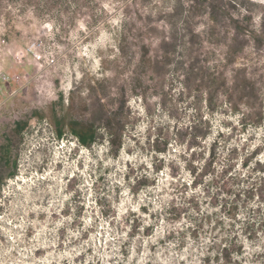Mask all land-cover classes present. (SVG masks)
<instances>
[{
  "label": "rangeland",
  "instance_id": "1",
  "mask_svg": "<svg viewBox=\"0 0 264 264\" xmlns=\"http://www.w3.org/2000/svg\"><path fill=\"white\" fill-rule=\"evenodd\" d=\"M209 1L221 20L211 22L206 5L196 8L188 25L206 43L179 39L172 66L160 43L187 26L180 12L189 0L2 2L14 20L0 21V264H201L190 246L181 250L168 238L181 226L169 205L184 184L190 190L188 144L201 127L225 153L243 157L260 146L264 158V114L255 113L264 112V0ZM232 20L243 27L237 52ZM124 29L132 38L123 51ZM142 42L156 61L149 72L138 66ZM224 54L257 80L254 107L217 103L211 111L198 81L184 75L196 56ZM143 72L146 82L135 88ZM123 101L118 155L106 139L87 148L67 130L57 137L58 118L90 120L103 103L111 109ZM16 122L26 123L23 132L14 131ZM165 138L161 154L153 144ZM5 152L17 163L12 177ZM155 175L156 184H144Z\"/></svg>",
  "mask_w": 264,
  "mask_h": 264
},
{
  "label": "trees",
  "instance_id": "2",
  "mask_svg": "<svg viewBox=\"0 0 264 264\" xmlns=\"http://www.w3.org/2000/svg\"><path fill=\"white\" fill-rule=\"evenodd\" d=\"M10 0H0L2 2ZM14 1V0H11ZM49 1V0H47ZM188 8H182L180 15L187 21V26L177 29L173 36L160 43V48L165 57L164 65H175L172 53L178 44H198L201 48L206 40L204 32L197 30L188 21L199 15L196 8L207 6V14L211 20L220 21L221 10L209 0H189ZM195 9V10H194ZM12 13L0 10V21L7 25L13 23ZM230 26L233 29V37L236 44L234 51H239L243 45L240 34L243 27L240 21L232 20ZM186 25V24H185ZM129 32V31H128ZM125 29L120 33V47L124 51V44L132 37ZM209 35L214 31H205ZM136 35V34H135ZM139 67H144L146 72L152 70L156 63L151 55V49L146 43L141 44L139 50ZM227 55L228 52L226 53ZM178 70L177 67L173 68ZM185 76L191 75L198 81V89L204 95L208 107L215 110L214 105L229 104L235 111H242L243 106L254 107L259 99V87L256 79L247 76L246 68L236 65L235 57L230 58L225 54L219 58H204L196 56L193 63L188 64ZM146 72L137 76L135 88L146 82ZM102 100L100 98L98 101ZM126 101L118 106L106 109L102 104V110L95 111L93 119L67 122L63 118L55 120L57 137H63L67 130L78 143L87 148H92L99 141L108 142L113 155H118L122 150L125 140L128 109ZM98 113L99 116L97 115ZM257 117H263L262 110H256ZM242 120L245 114L242 113ZM25 122H16L14 131L23 132ZM209 131L198 128L196 136L188 144L184 167L188 170L191 179L190 190L187 184L184 189H179L169 205L171 219L180 222L179 228L169 230L168 238L179 249L185 250L190 246L191 251L199 256L201 264H264V158L261 156L262 148L257 146L243 157L233 151L225 153L218 145V138L208 142ZM171 138H165L164 142L154 141L153 146L159 153L168 150ZM4 163L11 165L14 170L9 177L16 174L17 163L8 152L3 153ZM157 172L159 169L157 168ZM157 176H152L151 182L144 184H156ZM135 224H131L133 233ZM153 227V226H152ZM149 227L145 229L149 233ZM152 229V228H151ZM190 240V241H188Z\"/></svg>",
  "mask_w": 264,
  "mask_h": 264
}]
</instances>
